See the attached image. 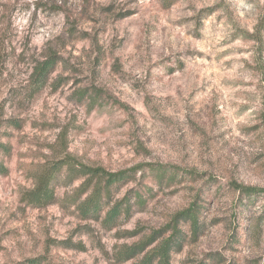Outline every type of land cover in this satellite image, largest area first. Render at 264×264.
<instances>
[{"label": "rangeland", "instance_id": "obj_1", "mask_svg": "<svg viewBox=\"0 0 264 264\" xmlns=\"http://www.w3.org/2000/svg\"><path fill=\"white\" fill-rule=\"evenodd\" d=\"M0 144V264H130L121 249L194 203L173 264H264V192H242L264 190V0H0ZM66 157L139 168L97 215L78 207L96 179L79 194L66 167L29 203Z\"/></svg>", "mask_w": 264, "mask_h": 264}, {"label": "trees", "instance_id": "obj_2", "mask_svg": "<svg viewBox=\"0 0 264 264\" xmlns=\"http://www.w3.org/2000/svg\"><path fill=\"white\" fill-rule=\"evenodd\" d=\"M57 62L58 56L54 55L37 64L35 77H37L36 83L39 85V89L45 84L47 76L53 70ZM0 146H3V144H0ZM64 167L70 171H77L78 177L87 176L78 190L79 194L87 192L90 187V182L96 179L90 194H88L84 201L78 204L80 211L85 217L97 215L102 208L103 195L105 194L108 196L114 184L125 180L131 175V172H136L139 168L110 172L103 167H90L66 157L51 165L49 168H46L36 177L34 187L28 191L25 197L26 200L36 205H45L52 202L55 198L54 186L52 183ZM160 169L163 168L159 167L157 170ZM5 171V165L0 162V172L2 173ZM261 191L264 192V190L255 189L253 187L242 189V192L246 195H254ZM123 203L124 201L117 203L107 213L106 218L111 221V223H116V218L120 216L122 212L127 214L130 211L129 205ZM123 205H125V207H123ZM199 209V204L194 203L190 208L176 213L171 223L161 230L152 233L149 237L140 242L121 249L117 254V259L120 262L131 261L130 264H173L172 259L174 251L183 246L187 237V234L179 228V223L181 221L190 222L192 236L196 237L200 229ZM168 229L172 230L171 235L168 238L159 240ZM155 242L157 243L152 248H149ZM39 263L41 262L37 259L27 260V264Z\"/></svg>", "mask_w": 264, "mask_h": 264}]
</instances>
